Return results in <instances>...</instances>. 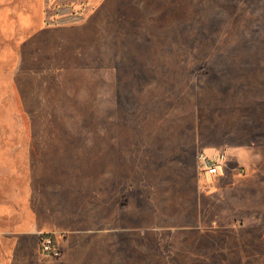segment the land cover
I'll return each instance as SVG.
<instances>
[{"label": "rangeland", "instance_id": "1", "mask_svg": "<svg viewBox=\"0 0 264 264\" xmlns=\"http://www.w3.org/2000/svg\"><path fill=\"white\" fill-rule=\"evenodd\" d=\"M0 264H264V0H0Z\"/></svg>", "mask_w": 264, "mask_h": 264}, {"label": "built area", "instance_id": "2", "mask_svg": "<svg viewBox=\"0 0 264 264\" xmlns=\"http://www.w3.org/2000/svg\"><path fill=\"white\" fill-rule=\"evenodd\" d=\"M198 157L199 169L204 174L218 175L224 171V162L226 160V153L224 151L220 152L216 149L212 150L210 153L201 151ZM39 248L43 254H47L52 257H57L59 255V251L54 246L53 240L50 235H42L40 237Z\"/></svg>", "mask_w": 264, "mask_h": 264}]
</instances>
